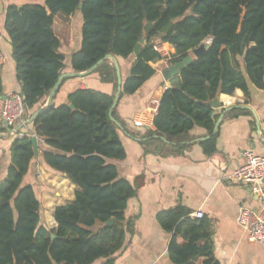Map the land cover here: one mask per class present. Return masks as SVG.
Here are the masks:
<instances>
[{
	"label": "trees",
	"instance_id": "1",
	"mask_svg": "<svg viewBox=\"0 0 264 264\" xmlns=\"http://www.w3.org/2000/svg\"><path fill=\"white\" fill-rule=\"evenodd\" d=\"M76 13L82 16V40L67 62L54 23L59 14ZM4 30L25 104L23 118L41 107L68 67L85 71L107 54L117 57L120 66L121 61L130 63L128 76L122 73V98L136 93L156 74L151 62L165 58L155 48L158 41L175 48L168 65L182 61L207 38L212 42L205 54L171 79L172 86L160 98L155 130L141 134L127 129L118 105L113 117L120 126L111 119L118 77L107 59L92 74L111 84V93L78 88L58 106L53 100L30 124L32 133L13 138L7 177L0 182V264H93L100 259L114 264L128 234L135 232V220L126 217V208L139 188L121 177L111 161L127 156L120 130L139 139L146 154L167 157L184 154L196 139L192 130L202 127L209 138L200 145L211 156L217 152L219 132L214 128L222 111L210 101L241 89L249 103L253 87L264 89V0L12 1L6 6ZM3 92L0 65V95ZM228 114L250 112L232 109ZM6 130L0 126V131ZM32 134L51 148L44 152V162L80 188L73 202L56 207L54 228L44 223L34 186L24 184L35 158ZM111 219L113 223L108 222ZM157 219L173 233L168 247L173 264H220L207 219L192 218L182 205L158 212ZM182 226H187L188 237L180 242Z\"/></svg>",
	"mask_w": 264,
	"mask_h": 264
},
{
	"label": "crops",
	"instance_id": "2",
	"mask_svg": "<svg viewBox=\"0 0 264 264\" xmlns=\"http://www.w3.org/2000/svg\"><path fill=\"white\" fill-rule=\"evenodd\" d=\"M30 1L32 0L21 2L16 0L19 4ZM4 22L5 11L0 21V65L4 85V92L0 95V126L4 96L10 91L21 89L15 76L12 46L6 36ZM158 43L162 45L165 58L155 63L151 62L156 74L136 93L123 95L117 106L118 115L126 123L127 129L141 134L145 133V129L134 126V116L150 108L152 99H160L163 92L172 86L171 79L166 81L162 71L169 66L168 58L175 52V48L166 42ZM80 45L76 49H79ZM60 50L63 52L62 46ZM66 60L69 62L70 59ZM121 69L123 76L127 77L130 63L121 61ZM70 71L72 69L68 67L66 72ZM86 87L107 93L113 91V86L103 83L96 74L70 78L56 93L53 99L55 105L66 102L68 94L74 90ZM219 98L223 107L250 106L256 116L251 109H247L250 114H241L237 117L230 116L228 114L230 111H227L218 128L217 152L211 156H207L200 145L203 141L201 139L209 137L207 130L202 127H195L192 130L191 134L196 139L184 154L167 157L154 153L146 154L145 147L139 139L132 137L124 128L120 130L127 156L124 160L111 161L117 164L121 177L138 184L139 188L126 208V217H133L135 220V232L133 235L128 234L126 244L117 254L114 264H173L168 252L173 233L167 232L161 226L157 214L177 205L186 207L192 218L195 217L193 213L196 211L204 213L203 218L209 221L213 232L214 255L220 264H264V246L251 241L237 222L240 207H257V201L247 185L228 179V175L243 164L245 150L253 149L259 154H264V89L253 87L249 103H245L241 89H237L234 95L221 94ZM222 109L219 108L217 111L220 112ZM257 119L260 122L259 128ZM24 130L29 135L28 133L33 132V126H27ZM38 139L39 155L32 160L30 169L24 177V184L34 186L42 202L44 223L49 228H54L57 225L56 207L73 202L80 188L66 175L52 170L44 162V152L51 148L42 138ZM12 140L13 138H0V182L7 177L11 163ZM186 237L187 226H182L178 239L182 242ZM105 262V259H100L93 264Z\"/></svg>",
	"mask_w": 264,
	"mask_h": 264
},
{
	"label": "built area",
	"instance_id": "3",
	"mask_svg": "<svg viewBox=\"0 0 264 264\" xmlns=\"http://www.w3.org/2000/svg\"><path fill=\"white\" fill-rule=\"evenodd\" d=\"M211 42L212 37L204 41L208 45ZM155 48L163 54L161 43H156ZM159 102V98H153L150 108L138 112L133 118L134 126L143 129H155L154 118ZM24 113L25 104L21 90L8 92L2 102V126L7 130L11 129L18 121L23 119ZM243 156V164L234 169L228 175V179L247 185L258 205L254 208L240 207L237 222L247 233L251 241L264 246V154H259L253 149H247L243 152ZM193 215L197 218H202L204 213L196 211Z\"/></svg>",
	"mask_w": 264,
	"mask_h": 264
},
{
	"label": "water",
	"instance_id": "4",
	"mask_svg": "<svg viewBox=\"0 0 264 264\" xmlns=\"http://www.w3.org/2000/svg\"><path fill=\"white\" fill-rule=\"evenodd\" d=\"M80 8H82V4L80 5ZM144 42V39L141 40V42L136 46L135 48V53L136 55H138L140 53V45L141 43ZM209 49V45L206 43H202L200 44V46L194 48L191 50V54L189 56H187L186 58H184L182 61L177 62L173 65H169L167 66L163 71H162V75L164 77V79L166 81H169L170 79H172L174 76H177L180 74V72L186 67L188 66L194 58H199L200 56H202L203 54H205L207 52V50ZM110 59L112 60V62L115 65L116 68V72H117V77H118V89L117 92L115 94V98H114V102L113 105L110 109V117L111 119L117 123L119 126V122L113 117V112L114 109L116 108V106L118 105L120 98H121V92H122V84H123V76H122V70H121V66L120 63L117 59V57H115L112 54H107L105 57L101 58L97 63H95L92 67H90L89 69L85 70V71H70V72H65L63 74L60 75L58 81L56 82V84L53 86V88L51 89L48 97L46 98V100L44 101V103L41 105V107L35 111L30 117L27 118H23L22 120L18 121L17 124L12 127L9 130L6 131H0V138H5V139H9V138H14L16 137L18 134L19 135H26V132L24 130L25 127L29 126L31 123H33V121L39 116V114L49 108L52 105L53 99L63 81V79L65 78H75V77H86L90 74H92L95 69L101 64L103 63L105 60ZM210 105L215 108V109H219V108H223L222 109V113L219 117V119L216 122L215 128H214V133H216L218 131V128L223 120V117L225 115V113L227 111H230L234 108H245V109H251L255 116L256 113L254 111V109L250 106H245V105H232V106H227V107H223L222 101L219 97L214 98L213 100L210 101ZM71 107H73L72 104H70ZM257 127H260V122L257 119ZM209 137L203 138L201 140H205ZM32 139V143H33V149H34V153L35 156L39 155V148H38V136L33 134L31 136ZM109 223H113L114 219H111L110 221H108ZM52 238H56V235H53Z\"/></svg>",
	"mask_w": 264,
	"mask_h": 264
},
{
	"label": "rangeland",
	"instance_id": "5",
	"mask_svg": "<svg viewBox=\"0 0 264 264\" xmlns=\"http://www.w3.org/2000/svg\"><path fill=\"white\" fill-rule=\"evenodd\" d=\"M11 1L16 0H0V21L2 20V17L4 15L5 6H7ZM18 1L21 2V0ZM81 27L82 16L80 13H76L73 15L59 14L55 19V30L62 41V49L68 60L70 58L71 52L81 44Z\"/></svg>",
	"mask_w": 264,
	"mask_h": 264
}]
</instances>
